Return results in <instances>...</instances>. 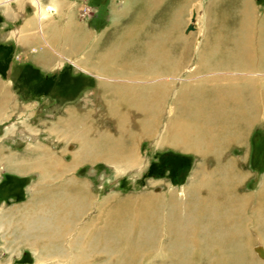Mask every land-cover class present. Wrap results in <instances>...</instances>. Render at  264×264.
Listing matches in <instances>:
<instances>
[{
	"label": "bare ground",
	"instance_id": "obj_1",
	"mask_svg": "<svg viewBox=\"0 0 264 264\" xmlns=\"http://www.w3.org/2000/svg\"><path fill=\"white\" fill-rule=\"evenodd\" d=\"M6 1L10 2L11 0ZM19 1L21 3L28 2L31 7H36L39 20L46 15L48 10L52 11L51 14L58 15L60 8L66 7L67 9L70 6L66 0L65 2L60 1L59 7L58 5L52 8L46 6L42 10L40 0ZM163 1L141 0L139 4H134L131 3V0H123L120 3V10L113 11V17H117L118 20L112 21L109 29L98 38L72 18L67 19L64 24L52 25V28L48 25L50 29L44 33L38 32L44 34L46 36L45 43L58 52L61 51V41L67 37L72 45L66 55L72 59L70 62L78 67L83 66L89 72L97 73L105 79L100 87L101 96L99 98L102 109L92 108L84 111L85 117L82 118L83 120L77 128L76 136L71 135V121L75 120L73 117L76 115L67 116L61 122L58 121L61 129L58 128V125L55 126L56 129L54 128L55 130L59 129L54 134L56 137L67 143L78 144L77 149L70 155L69 163L64 159L66 154L64 151L54 154L52 148L42 147V150L46 149L48 153L35 155V151L39 150L32 149L34 157L27 168L37 171L45 177L37 183V187L40 186V188L33 190L31 198H36L37 202L32 204V207L40 213L46 211L47 216L43 217L45 220H42V223L47 227L46 232H43L48 236H43V232L41 236H43V240L45 239L44 243L47 242L48 245L53 246L51 248L53 251L48 250L44 254L48 256L60 253L54 248L55 243L58 241L62 244L68 238L69 221L75 225L85 214L82 213L83 209H80L91 202V194L87 186L72 180L58 188L59 178L81 161L103 160L114 165L126 161L127 163L119 165L123 169L132 165L136 166L141 161V158L136 157L135 154L136 143L143 139L153 141L156 136H161L162 133L158 132V128L162 117L165 116L164 134L159 138L160 143H168L174 145L171 147L176 149L196 152L202 159H205L215 149L221 150H217L216 155L214 153L213 160L216 161L213 168L207 166V163L198 166L195 171L198 181H196L197 177L196 180L193 179L196 183L191 185L186 194L190 200L183 205L185 208L183 210L188 219L191 217L190 222L185 223L188 231L186 233L190 234L188 237L179 238L177 232L173 231V215L177 220L175 225L183 220V218L180 220V215L176 213L178 210L175 209L178 206L174 207L173 205L174 209L166 217L158 213L157 207L160 206V198L151 193L131 201H116L115 209L108 213L105 223L114 226L118 222L120 226L127 219L131 226L130 231L134 235L137 231L146 234L145 242L137 245V248H135L134 242L129 245L124 244L126 249L124 246L121 248L122 255L118 264H136L147 256H152L153 253H150L152 251L148 252L151 248H155L159 256L162 253L167 254V259L179 257L181 264H199L196 263L198 258L204 264H264L262 261V263H255L252 257L254 252L250 251L252 245H256L258 240L264 244V190L257 192L261 208V214L258 215L260 223L257 226L260 227L263 234L262 238L257 232V228L253 229L254 222L257 220L253 218L251 222V218H247L245 215L249 196L247 193H241L238 187L239 181L244 178L243 171L236 168L237 160L226 159L223 148L234 143L242 144L248 128L258 119L264 118V17L256 21L257 19L255 20V17L252 16L250 5L248 3L240 4V19H238L239 23L237 22V29H235L236 34L220 36L216 30L214 33L216 35L206 37L208 34L206 32L205 38L200 42L201 46L198 49L199 56L195 60V67L186 74L184 69L191 62L189 53L192 41L189 38L180 37L177 23L182 12H179L176 17L175 11L174 14L168 12L170 16L166 20V24H163L165 26L157 20V13L164 7ZM243 1L247 2V0ZM135 9L140 14L132 22L127 23L129 13L132 10L135 12ZM163 14L165 15V13ZM222 21L218 22L222 23ZM213 23L211 26L214 25ZM208 24L209 21L207 26ZM197 46L198 44L195 47ZM56 61V57L45 58L41 64L45 68H50L54 64L56 65ZM225 68L234 70L236 74L221 75L216 73V71ZM210 70L214 73L213 75L200 78L199 81L192 79L195 75ZM176 81L182 82L176 84ZM5 89L0 84V115L6 112L9 105L6 102L10 98V94ZM170 98L172 100L169 102ZM230 111L253 116L243 125L246 128L236 127V132H222L219 119L210 115H224ZM94 118H98V122L94 121ZM67 121L71 125L70 128ZM210 125L215 126L217 132L209 129ZM174 126L176 127V139L171 142L172 135L169 137L168 131ZM182 128L183 130L180 132L179 129ZM62 130L66 133L61 132ZM62 135L65 136L62 137ZM220 145L223 147H219ZM227 161L226 165L221 164ZM219 166L228 169L229 172L225 169L227 177L230 174L233 175V178H229L230 182L228 179L225 182L220 181L221 177L216 179L219 174L214 176V171ZM14 167L19 170L21 168ZM57 190L64 191L67 195L60 202L53 201L52 194ZM69 196L73 197L74 201L67 205L68 203L65 202ZM138 199L141 201L137 202ZM169 201L174 200L170 198ZM104 207L102 206V208ZM223 209L228 213V221L224 220L221 213ZM15 216L19 215L15 214ZM63 216L66 222H64ZM205 216L210 220L211 217H214L216 221H208V226H204L206 228L202 230V234L206 235V239L204 238L203 244H199L195 236L200 231L201 217ZM219 217H223L220 221L223 226L227 225L224 226L225 228L214 226L217 223L221 224ZM88 226L86 225L81 231L80 239L81 237L84 240L88 239L85 237L90 235L88 230L85 232L89 228ZM17 228L24 229L22 222H18L14 226V229ZM106 230V226H103L98 232L100 242L103 237L105 238ZM164 234L170 236L167 239L173 237L179 239L178 241L185 240L188 245L186 255H180L182 253L179 252V245L174 246V252L169 253L168 251V255L161 245L162 240L160 242L162 237L166 238ZM134 235L127 236L126 240H133ZM43 240L41 239L40 242ZM101 246L105 248V246ZM102 250L104 251V249ZM199 251L204 260H201ZM96 259L97 257L92 254L85 260L75 258L74 264H90ZM110 261L112 262V260Z\"/></svg>",
	"mask_w": 264,
	"mask_h": 264
},
{
	"label": "rangeland",
	"instance_id": "obj_2",
	"mask_svg": "<svg viewBox=\"0 0 264 264\" xmlns=\"http://www.w3.org/2000/svg\"><path fill=\"white\" fill-rule=\"evenodd\" d=\"M16 1L19 0H11L10 2H7L6 0H0V9L1 7L8 5V3L13 4ZM60 1L65 2L66 0H40V4L43 10L46 6L47 8H52L54 6L56 7L57 5L59 7ZM67 1L69 2L68 5H70L71 7H69L68 9L64 8L67 10L65 14V21L67 22V16H73L75 20L82 24L85 30L92 33L93 36L98 38L100 35H103L104 32L107 31V29H109L112 21L114 22V20H118L117 17H113V11L117 9L118 11L120 10V3L123 0ZM140 1L141 0H131V3L139 4ZM187 1L188 0H164V7L160 9L156 16L157 20L159 22L161 21L160 24L163 25L166 24V20L170 16L168 15V12L174 14L175 11V17L179 12H182V15L179 18L180 20H178L177 23L180 31V37L186 39L189 38V40L192 41L191 51L189 53V60H191V62L188 64V67H185L186 70L184 69V73L186 74L191 72L195 67V60L199 56L198 49L201 46L200 42L205 38V34L208 33L206 37L208 35L211 36L216 32V30H218V34L220 36H222L223 34H236L235 29H237L236 26L239 23L238 19H240V4L242 5L248 3V5H250V7L252 8V16L255 17V20L257 19L256 21H259L262 19V17H264V0H247V2L243 0ZM55 3L57 4L55 5ZM36 11V7H26L27 13ZM48 11L46 12V15L42 17L44 21L56 17V15H50V12L52 11ZM134 11L135 12H133L132 10L129 13L127 17V23L132 22L136 18V16L140 14L137 9H135ZM163 13H165V15ZM205 14L208 15L206 16ZM192 18L194 20L192 22L193 30H190L191 32H186V27L190 24V20ZM183 20L185 23L183 22ZM219 20H223L222 23H219ZM208 21L209 24L207 26ZM213 21H215V23H213ZM212 23L214 24L213 26H211ZM41 24L42 23L40 22V33H44L45 31L50 29V26L51 28L52 25L54 26L51 21L46 22V24H43L42 26ZM212 27L213 29H211ZM11 28V25L5 28V31L3 32L4 38L10 35V31L8 30H10ZM40 28H42V30H40ZM1 38L2 37H0V39ZM76 44L74 48L76 47ZM197 44L198 46L195 47ZM71 47V43L69 42L68 38L65 37L64 40L61 41L60 50L63 51V56L61 55V53L58 55L59 64L57 63L53 68H48V70L44 69V71L52 72L57 71L63 65H66V67L74 72L75 76H73V74L71 73H68V75L65 74V82L61 85L63 87L62 92H58V88L62 87L54 88L53 92L50 91V93L52 92V94L54 93L55 95L58 94L59 96H61V98L57 100L51 97L49 98V96L33 97L25 94L24 98L26 99L23 102L15 95L11 83L7 80L2 81L0 79V82L8 87L11 97L7 99L6 104L9 105L7 106L6 112L3 114L8 116H6V118H4L3 120L0 119V148L4 147L6 148V150L17 153L18 150L26 149L27 147L34 144H42L47 146H37L36 148H32L34 150H39L35 151V155H44L48 153L46 152V149L42 150V147L50 149L52 148L54 154H56L58 151H64V153H66L64 155L65 161L67 163L70 162V155L77 149L76 147H78V144L64 142L61 138L54 135L55 132H58V130L61 129V125H58L57 122L63 121L67 116L70 117V115H76L73 117L75 120L71 121V135L76 136L78 134L77 128L82 122V118L85 117L84 111L86 112V110L92 108L98 110L102 109V104L99 98L101 96L100 87L105 80L99 74L94 72L91 73L83 66L78 67L72 64V62H70L72 59L66 56L67 50ZM32 51H34V48L32 49ZM50 52L52 51L50 50ZM23 58V55H17L16 61H21ZM24 60L28 61L31 60V58L28 57ZM225 69L216 71V73L221 75L236 74V72L232 69ZM213 74L214 73L211 70L205 71V73L202 72L200 75H195L192 79L194 81H199L200 78H206ZM182 77L184 78L185 76ZM260 77L262 78V76ZM86 80H90L91 82H88L86 84ZM181 82L182 81H176V84H180ZM31 98H33V100ZM171 100L172 99L170 98L169 102ZM180 116L184 117L186 115ZM210 116L219 119V126L221 127L222 132H236V127L246 128L243 125L246 124L253 115H242L237 112L230 111L224 115ZM97 119L98 118H94L93 120H96V122H98ZM258 120V122H254L248 128V130L246 129L247 131L243 139L244 143H234L232 145H227L226 147L220 145L219 147H223L225 149L224 154L226 156V159L237 160L236 163H238V165L236 166V168H240V170L243 171L242 176L244 178L239 181L238 187L240 188L239 190L241 193H247L249 196L248 207L245 211V215H247V218H251V222L253 218L257 220L256 222H254L255 227L253 226V229L257 228V232H259L261 237L263 238L260 227L257 226L260 223L258 215L261 214V208L259 207L260 200L257 192H262L264 190V118H260ZM164 122H166L165 116L162 117L160 127L158 128V132L160 134L162 133L161 136H156V139L153 141L143 139L139 143H136L137 147L135 149V154L136 157L141 158V161H139L136 166L132 165L123 169V167H119V165L127 163L126 161L119 162V164L116 165L108 164L103 160L81 161L73 166L68 173H65L63 177H58V182L60 181L58 188L66 185L72 180H75L82 183V185L87 186L91 194V202L89 203L90 205L88 204L89 206L87 205L83 206L82 208L80 207V210L83 209L82 213L85 214L75 225H73V223L69 221L70 226L67 230V233H69L67 235L68 238L63 241L62 244L58 241L57 243H55L54 248L60 253H55L54 255L52 254L48 256L44 254L48 250L53 251L51 249L53 248V246L48 245L47 242L44 243L45 239L43 240V236H48L47 233H45L47 227L43 225V223L40 225L41 220H45L43 217H46L47 215L46 211H44L43 213L41 212L43 215L40 216V211H35L32 207V204L36 203L37 199H30L28 197V193L32 187H35L34 189H36L40 188V186L37 187L38 182L36 183L37 176L35 174L28 175L29 178L27 179V181L29 182V184L25 189L26 193L25 199L23 198L24 202L22 201L18 203L10 200L6 201L5 203H0V212L2 213L1 218L4 220L3 223L5 222V226L8 230V233L5 234L6 232L3 231L4 227L1 226L0 222V264H74L75 258L85 260L92 254H94L97 259L90 264H110V260H112L111 264H118L122 255L121 248L124 246V248L126 249V246L124 244L127 243L129 245L131 242H134V246H136L135 248H137V245L139 246L145 242L146 237L144 240V236H146V234L137 231L134 235V233L130 231L131 226L127 219H125L123 221L124 224L120 226L118 222H116V224L114 225L116 227L108 225L105 223V220L107 221V215L111 212V210L115 209L114 205L117 200L131 201L140 198L148 193L154 194L160 198L161 203L157 208L158 213H160L161 215H165L166 217H168L171 211L174 209L172 206H178L175 209L178 210V212H175L177 213V215H180V220H182V218L183 220L179 221L178 224L175 225V221L177 220L175 215H173V231L177 232L179 238L190 236L189 233H186L188 231L185 227V223L187 221L190 222L191 217L188 219L187 214H185L183 210L185 209L183 205L190 200L188 196H186V194L189 192L191 185H194V183L198 181V176L195 175V171L197 170L198 166L200 164L207 163V166L213 168L216 161L213 160L214 153L216 155L218 152L217 150L221 149H215L214 151L210 152L211 154L208 155L209 157H206L207 159H202L200 154L196 152L184 151L171 147L174 146L172 144L160 143L159 138L164 134ZM57 125L59 129L55 130V126ZM67 125L69 128L71 127L68 121ZM208 128L213 129L214 132H217L215 131V126L210 125L208 126ZM182 130L183 128L179 129L180 132ZM65 131L67 132V129ZM175 131V126L168 131V136L170 137L172 135L170 137L171 142L176 139ZM61 132H63L64 134L66 133L64 132V130H62ZM63 136L65 135H62V137ZM32 149H30V156L34 157ZM171 155H174V158L171 157ZM227 163L228 161L221 164L226 165ZM225 169L227 168L219 166L218 169L214 171V176L219 174V176H216V179L221 177L220 181L225 182L227 181V179L229 181V178H233L232 174L228 175V177L225 175ZM7 171L8 170H6L5 167H0V178L3 177V175L6 174ZM193 179L196 181H194ZM52 195L54 196V202H60L62 201V199H64L63 197L67 196L64 191L61 190L53 192ZM170 198L174 201L170 202ZM73 201V197L71 198V196H69L67 197V201L65 203H68L67 205H70ZM140 201V199L137 200V202ZM23 206L24 208L22 209ZM102 206L105 207L102 208ZM227 208L229 209V206H227ZM11 211L13 216H11ZM65 212L68 213V211L66 210ZM221 213L224 217V220L228 221L229 216H227L228 213L226 212V210L223 209ZM15 214L19 216H15ZM26 215L27 218H25ZM64 216L63 219L64 222H66ZM223 217H219V222L221 224H213L216 228L227 226L226 224H224L223 226L222 222L220 221ZM25 219L26 221H23ZM204 219L207 221H205ZM211 220L216 221L214 217H211ZM211 220L206 216L201 217L200 221L202 223L199 227L200 231L197 232V236H195L199 244H203V242H205L204 238L206 239V235L202 234V230L208 226L207 222ZM18 222H22L24 229H14V226H16ZM13 223H15V225H13ZM209 224L211 223L209 222ZM86 225H89V228L86 229L85 232H87L88 230L90 235L85 236L88 239L84 240L83 237H81L80 239V233L84 230V227ZM103 226H106L107 232L104 235L105 238L103 237L100 242L98 232ZM35 227H37V229H33ZM70 227L74 228L71 229ZM30 228H32L33 231ZM36 232L38 233L37 235H35ZM42 232L43 236H41ZM133 235V240H126L128 237H131ZM165 237V239L163 237L160 239V242L162 240L161 245L164 251L166 250L167 253L168 251L169 253H172L174 252V246L179 245V252L182 253L180 255H186L188 245L186 244L187 242L185 240L178 241L179 239H175L173 237L167 239V237H170L167 236V234L165 235ZM41 239L43 240L42 242H40ZM101 245L105 246V248ZM102 249H104V251ZM155 250V248L149 249L148 252L152 251L150 252L153 253L151 254L152 256H147L144 260H141L136 264H181L179 263V257L176 256L174 257L175 259L169 258L171 259L169 260L167 259V254L162 253L159 256ZM250 251L254 252L252 254V257L255 263L264 262V244L260 242V240H258L256 245H252ZM200 256L202 257L201 260H204L201 252ZM197 262L199 264H204V262L200 261L199 258L196 260V263Z\"/></svg>",
	"mask_w": 264,
	"mask_h": 264
},
{
	"label": "crops",
	"instance_id": "obj_3",
	"mask_svg": "<svg viewBox=\"0 0 264 264\" xmlns=\"http://www.w3.org/2000/svg\"><path fill=\"white\" fill-rule=\"evenodd\" d=\"M20 3L21 1H16L13 3L14 5L12 3H8V5L1 7L0 9V37H2L0 39V79L2 81L7 80L10 82L15 95L23 102L26 99L24 98L25 94L33 97L49 96V98L51 97L57 100L61 98V96L58 94L55 95L54 93L52 94L54 88L62 87L61 85L65 82L66 73H71L73 76L75 75L71 69L66 67V65H63L57 71H44V69L48 70V68L43 67L41 64L42 60L45 58L56 57V62L58 63L59 57L57 54L61 53L63 56V52H58L53 47L51 48L45 43V35L38 32L40 22L42 23L41 26L46 24L48 21H51L54 25H57L58 23H66L64 20H66L65 14L67 10L60 8V14H50L51 16L56 15V17L44 21L43 19H38L37 11L28 12L29 14L26 12V7L31 6L30 3L24 1L21 4ZM56 4L57 3H55V5ZM70 18L74 19L73 16H70L68 19ZM10 25L12 27L8 30L10 31V35L4 38L3 32L5 31V28ZM33 48L34 51H32ZM50 50L52 52H50ZM17 55H23L24 58L21 61H16ZM28 57H30L31 60L25 61L24 59H27ZM54 66L55 64L53 67ZM85 82L88 83L91 81L86 80ZM0 84L6 88V92H9L6 85L1 82ZM58 89L60 90H58V92L63 91V87ZM50 91L52 92L50 93ZM31 99L33 100V98ZM0 116V119L3 120L8 115ZM37 146L45 145L34 144L26 149L18 150L17 153L6 150L4 147L0 148V167H5L6 170H8L7 173L0 178V203H5L10 200L18 203L22 201L24 202L23 198L25 199V189L29 184L27 181L29 178L28 175L35 174L37 176L36 183L41 182V179L43 178L45 179V177L37 171L28 170L27 168L28 164H30L33 159V157L30 156L29 151ZM14 166L21 168L19 170ZM34 188L35 187H32L28 193V197L30 199L32 193L34 192ZM12 211L11 216H13ZM42 215L43 214L41 213L40 216ZM1 217L2 213L0 212L1 226L4 227L3 231L7 234L8 230L5 226L6 224L5 222L3 223L4 220ZM41 224L42 220L40 222V225ZM30 229L33 231V229H37V227ZM37 234L38 233L36 232L35 235Z\"/></svg>",
	"mask_w": 264,
	"mask_h": 264
},
{
	"label": "water",
	"instance_id": "obj_4",
	"mask_svg": "<svg viewBox=\"0 0 264 264\" xmlns=\"http://www.w3.org/2000/svg\"><path fill=\"white\" fill-rule=\"evenodd\" d=\"M193 18L190 20V24L186 27V32L190 31V30H193V25H192V22H193Z\"/></svg>",
	"mask_w": 264,
	"mask_h": 264
},
{
	"label": "trees",
	"instance_id": "obj_5",
	"mask_svg": "<svg viewBox=\"0 0 264 264\" xmlns=\"http://www.w3.org/2000/svg\"><path fill=\"white\" fill-rule=\"evenodd\" d=\"M89 83H90V82H89ZM86 84H87V83H86ZM86 84H85V85H86ZM88 85H89V84H88ZM167 156H168V155H167ZM171 157H173V158H174V155H171Z\"/></svg>",
	"mask_w": 264,
	"mask_h": 264
}]
</instances>
